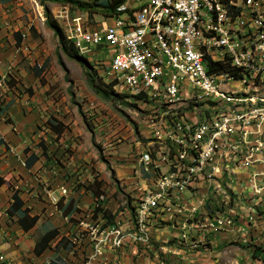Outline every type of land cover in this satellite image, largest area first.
Instances as JSON below:
<instances>
[{"label":"built area","instance_id":"built-area-1","mask_svg":"<svg viewBox=\"0 0 264 264\" xmlns=\"http://www.w3.org/2000/svg\"><path fill=\"white\" fill-rule=\"evenodd\" d=\"M58 7L53 17L65 41L100 67L116 94L146 107L148 130L137 154L142 190L130 226L78 219L92 247L80 264H103L106 243L147 244L159 222L185 217L182 229L208 232L229 225L238 213H214L231 196L264 200V0H123L104 17L107 24L73 14L70 3ZM109 49L108 61L97 57ZM10 79L0 75V110ZM69 241L80 243L77 236Z\"/></svg>","mask_w":264,"mask_h":264},{"label":"rangeland","instance_id":"rangeland-1","mask_svg":"<svg viewBox=\"0 0 264 264\" xmlns=\"http://www.w3.org/2000/svg\"><path fill=\"white\" fill-rule=\"evenodd\" d=\"M92 1L86 0V3ZM100 1L105 4L109 0ZM59 3L0 0V45L4 54L0 75L8 74L11 78L5 96L18 106L20 102H28L25 106L34 105L40 110L34 133L39 134L47 146L46 157L36 146L38 139L12 144L11 150L6 147L8 155L13 156L21 169L31 153L39 156L33 165L30 188H40V191L31 196L23 195L24 207L30 210V215H38L39 221L33 229L23 233L15 220L6 216L8 198L3 199L0 191V255L3 257L0 264H48L56 257L64 262L79 263L92 254V247L86 228L82 227V233L79 232L77 222L95 224L100 217L94 213L96 208H101L125 229L130 226L131 204L142 190L137 154L142 151L148 132L144 123L146 107L130 96H117L119 94L102 81L101 69L98 65L94 68L93 61L70 58L60 49L57 37L45 22L41 23L39 16L41 13L46 18L47 9L54 20ZM135 3L140 4V0ZM71 9L73 14L82 13L74 6ZM91 17L93 23L110 21L101 13ZM16 32L24 35L19 45ZM111 56V49L97 54L107 61ZM40 66L43 71L36 77L35 68ZM89 72L96 86L113 91L110 98L97 94L89 86ZM50 119L66 126L59 139L49 137L46 122ZM1 122L11 123L5 117H0ZM18 176L0 168V178L5 181L3 188H29L24 183L18 185L23 175L18 173ZM91 188H100L103 195L99 201L93 195L96 190L91 192ZM62 189L70 193L79 210L73 219L64 218L56 206ZM234 197H229V201L214 197L223 203L221 211L214 215L225 219L231 212L239 214L229 225L225 222L208 232L193 226L182 229L185 217L174 225L159 222L150 228L151 240L145 245L130 242L121 248H112L109 243L104 244L101 261L103 264H264V200L257 203L253 199L247 201L245 196L240 200ZM224 201H228L226 205ZM190 222L191 219L186 220L187 224ZM44 226L56 228L59 236L37 257L33 247ZM183 233H188L189 237L182 239ZM73 236H77L80 243H71L69 250L58 243L60 238L69 240ZM245 245H250V250L260 247L263 252L253 257Z\"/></svg>","mask_w":264,"mask_h":264},{"label":"trees","instance_id":"trees-1","mask_svg":"<svg viewBox=\"0 0 264 264\" xmlns=\"http://www.w3.org/2000/svg\"><path fill=\"white\" fill-rule=\"evenodd\" d=\"M61 3H70L72 6L77 8L80 12L86 13L88 16V19L92 20L91 15H94L96 13H101L103 17H108L110 15V11H112L113 6L120 4L123 0H109L107 3H102L100 0H94L90 3L86 2H78L74 0H54ZM45 25L53 31L54 35L57 37L59 41V47L60 49L70 58H75L79 60H83L76 52V50L65 41L63 32L59 26V24L51 18L50 12L45 9ZM15 37L17 39V43L21 42V34L18 32L15 33ZM43 71V66H40L39 68H35L36 77H39L40 73ZM88 77V84L89 86L97 93L101 94L105 98H110V94H113V91L104 90L101 87L96 86L92 74L89 72L87 73ZM120 96V95H117ZM47 129L53 133L54 139H59L62 134L64 133L66 126L55 119H50L47 121ZM39 148L41 149V155L45 156V153H47V146L44 144H40ZM39 156L37 154H31L26 161L28 162V167H31L36 161H38ZM5 184V181L0 178V186ZM94 192V197L99 201V198L102 197V192H100V188H91V192ZM59 212L61 215L65 218L73 219L72 216L74 214L78 213V209L74 205L73 199H70L67 203L63 204L62 200H59L56 204ZM97 207V205H96ZM133 205L131 204V212L133 210ZM97 212L94 213L96 217H100V219L103 220V226L108 225H114L115 220L114 216H111L106 210H102L101 208H96ZM6 215L7 217L11 219H15L16 224L18 227L24 232H28L31 229L35 227L37 222L39 221L38 215H30V210L27 207H24V202L20 198L18 191H14L11 196V203L9 204L8 208L6 209ZM99 215V216H98ZM59 236V232L56 228H52L49 226L43 227V232L39 238V240L35 243L33 247L34 255L39 257L42 255L47 249L50 247V243L54 240H56ZM58 243L62 244L65 249L69 250V247L71 245V242L67 240L66 238H60ZM247 250H250V245L244 246ZM59 250V246L57 248ZM260 252H263L262 248H254V250H250L251 255L253 257H258ZM84 259V258H83ZM82 259V260H83ZM81 260V261H82ZM62 259L59 257H56L55 259H52L48 264H63L61 262ZM74 263V262H68V263H74V264H80Z\"/></svg>","mask_w":264,"mask_h":264},{"label":"crops","instance_id":"crops-1","mask_svg":"<svg viewBox=\"0 0 264 264\" xmlns=\"http://www.w3.org/2000/svg\"><path fill=\"white\" fill-rule=\"evenodd\" d=\"M22 36L24 37L23 34H21V37ZM1 48H2V45H0V64H2V57L4 55L3 50H1ZM0 72H1V65H0ZM5 93H6V91H5ZM5 93H4V99L6 98V100H4V102L2 104V107L0 110V117H2V118L5 117V119L10 120L11 123H7V124H3L2 122L0 123V134H2V136H3V137L2 136L0 137V168L2 171L11 172L14 175V177L19 178L18 173H20L23 176L19 179L18 185H22L24 183L27 186H29V188H17L18 186H16V188H3L4 184L2 186H0V191L3 193V199L5 198V200H6V198H8V203H7V208H8L9 204L11 203V196L15 190L18 191L20 198L24 202L25 201L23 198L24 194H30V196L35 195L36 193H38L40 191V188H30L33 186L32 180H31V173H32V169L34 168L33 165L37 161L31 167H28V162L26 161L24 163V169L18 168L17 163L15 162L13 156L8 155L7 152L9 151V149L6 147L10 148L12 144L18 145L23 140L32 142V141H36L38 139L37 144H36V146H38L37 148H39L40 144H44V143L41 141L40 135L37 133H34L35 128L38 125L37 124L39 121L38 120V112L40 110L38 108L37 109L34 108V105L32 107L25 106V105H27L26 103H28V102H26L24 104H22L23 102H20L19 105L22 108H19L20 106L17 105V102H11V98H8L9 101H7L8 96H5L6 95ZM46 129H47V124H46ZM47 131L50 132L48 129H47ZM50 133H51V136H49V137H54L53 133L52 132H50ZM10 150H11V148H10ZM31 154H33V153H31ZM24 170H26V172H23ZM13 181H14V179H13ZM53 189H56V188H53ZM60 195H61L60 200H62L63 204L67 203L70 199H72V198H70L71 197L70 193H68V194L66 193L65 195H63L61 193ZM1 201H2V199H0V206L2 203ZM74 205H75V203H74ZM75 207H76V205H75ZM49 227H51V226H49ZM0 254H2L1 250H0Z\"/></svg>","mask_w":264,"mask_h":264}]
</instances>
